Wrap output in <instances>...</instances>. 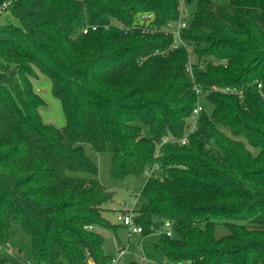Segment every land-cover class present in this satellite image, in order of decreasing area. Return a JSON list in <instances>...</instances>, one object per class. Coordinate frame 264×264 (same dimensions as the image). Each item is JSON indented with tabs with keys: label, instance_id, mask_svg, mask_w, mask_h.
<instances>
[{
	"label": "trees",
	"instance_id": "trees-1",
	"mask_svg": "<svg viewBox=\"0 0 264 264\" xmlns=\"http://www.w3.org/2000/svg\"><path fill=\"white\" fill-rule=\"evenodd\" d=\"M181 1L0 0L18 20L0 24V264L21 262L6 251L15 221L28 264H110L98 231L118 226L105 216L114 191L84 144L110 154L114 178L156 166L133 221L143 237L171 222L154 244L171 263L264 264V0H183L190 51L161 28ZM38 72L61 127L42 119ZM197 102L187 142L158 147Z\"/></svg>",
	"mask_w": 264,
	"mask_h": 264
},
{
	"label": "rangeland",
	"instance_id": "rangeland-1",
	"mask_svg": "<svg viewBox=\"0 0 264 264\" xmlns=\"http://www.w3.org/2000/svg\"><path fill=\"white\" fill-rule=\"evenodd\" d=\"M181 4V17L186 19L188 18V12L193 7L191 6L189 9L183 3V0ZM5 22L18 24V20L7 9L0 12V24ZM189 58L191 61L195 60L193 53L189 54ZM33 82L39 94L45 100V105L40 109L43 121L52 123L57 127L63 126L66 122L65 114L61 102L52 93L50 79L45 74L38 72V76L33 79ZM201 102L205 105L207 111L212 108L211 104ZM142 131L144 135H149L146 126L142 127ZM84 152L96 164L99 181L114 191L112 201L107 204L105 216L111 223L118 224V226H116L115 231L103 228L98 231L103 237L104 252L115 257L118 254V249L124 247L126 250L121 259L125 263L136 261L139 264H171V261L164 256L163 252L154 245L158 239V233L153 232L145 237L140 233L130 234L127 226L117 222L116 212L113 210V207L121 210L139 207L143 202L139 191L145 181V175H126L122 178H114L110 173L111 157L109 153L95 152L89 144H84ZM216 232L218 235L222 234L224 229L218 227ZM6 251L13 256H17L21 261L20 264H27V260L31 255L30 237L21 229L17 221L12 222L10 226V238Z\"/></svg>",
	"mask_w": 264,
	"mask_h": 264
},
{
	"label": "built area",
	"instance_id": "built-area-1",
	"mask_svg": "<svg viewBox=\"0 0 264 264\" xmlns=\"http://www.w3.org/2000/svg\"><path fill=\"white\" fill-rule=\"evenodd\" d=\"M4 8H5V4ZM152 17V14L150 13H143L141 15H139L138 20L134 26H140L142 25L141 23L146 22L147 20H149ZM187 23L185 21L184 18L180 17L177 21H170L167 22L165 25H163L161 28L163 30H165L166 32L171 34L172 37V47H178L180 45H183L186 47L187 51H190V47L186 45V43L184 42L183 38L181 37V30L186 27ZM92 28H95V26H92ZM87 28L83 29V32H86ZM126 31V30H125ZM258 86H260V84H258ZM194 89L196 92H200V89L194 85ZM224 92H228V93H237V94H241V90L235 88V87H225L222 89ZM204 109V106L200 103L197 102L193 109H192V113H191V122L190 125L187 128V131L183 134V136L181 137H176L173 136L171 134H166L163 135L160 140L158 141V147L161 146L164 143L167 142H179L181 144H184L187 142L188 140V133L193 130V128L195 127V117L199 114V112L201 110ZM156 166L153 165L152 168L145 172L144 175L145 177H149L153 171L156 169ZM113 210L116 212V220L118 223H120L121 225L127 226L129 233H140L141 232V226L138 224H135L133 221V209H126V210H121V209H115L113 207ZM157 233H164L167 236H171L172 235V227H171V222L168 220H165L163 223L162 228L157 232ZM126 248L124 247H120L118 249V254L115 257H112L110 264H126L124 261H122L121 257L122 255L125 253ZM141 263V261H140ZM28 264V262H27ZM171 264H183L181 262H176V263H171Z\"/></svg>",
	"mask_w": 264,
	"mask_h": 264
},
{
	"label": "crops",
	"instance_id": "crops-1",
	"mask_svg": "<svg viewBox=\"0 0 264 264\" xmlns=\"http://www.w3.org/2000/svg\"><path fill=\"white\" fill-rule=\"evenodd\" d=\"M90 264H92L91 262H89Z\"/></svg>",
	"mask_w": 264,
	"mask_h": 264
}]
</instances>
